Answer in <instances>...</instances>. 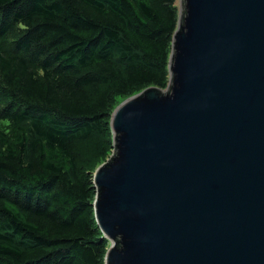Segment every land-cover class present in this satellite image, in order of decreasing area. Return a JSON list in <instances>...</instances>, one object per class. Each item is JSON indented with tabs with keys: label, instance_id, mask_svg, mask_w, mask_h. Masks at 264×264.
<instances>
[{
	"label": "water",
	"instance_id": "95a60500",
	"mask_svg": "<svg viewBox=\"0 0 264 264\" xmlns=\"http://www.w3.org/2000/svg\"><path fill=\"white\" fill-rule=\"evenodd\" d=\"M168 86L111 114L105 264H264V0H180Z\"/></svg>",
	"mask_w": 264,
	"mask_h": 264
},
{
	"label": "trees",
	"instance_id": "16d2710c",
	"mask_svg": "<svg viewBox=\"0 0 264 264\" xmlns=\"http://www.w3.org/2000/svg\"><path fill=\"white\" fill-rule=\"evenodd\" d=\"M177 0H0V264H105L111 114L168 86Z\"/></svg>",
	"mask_w": 264,
	"mask_h": 264
},
{
	"label": "rangeland",
	"instance_id": "374dc122",
	"mask_svg": "<svg viewBox=\"0 0 264 264\" xmlns=\"http://www.w3.org/2000/svg\"><path fill=\"white\" fill-rule=\"evenodd\" d=\"M176 3H177V5L179 6V5H180V0H177ZM108 244H109V246H110V241H109ZM109 246H108V248H109ZM107 250H108V249H107Z\"/></svg>",
	"mask_w": 264,
	"mask_h": 264
}]
</instances>
